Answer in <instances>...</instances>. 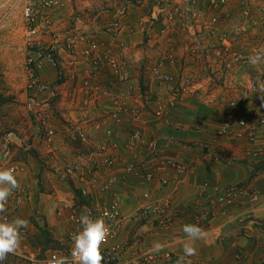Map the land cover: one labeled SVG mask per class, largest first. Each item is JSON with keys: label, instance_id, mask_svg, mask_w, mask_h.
Instances as JSON below:
<instances>
[{"label": "crops", "instance_id": "0c3cea01", "mask_svg": "<svg viewBox=\"0 0 264 264\" xmlns=\"http://www.w3.org/2000/svg\"><path fill=\"white\" fill-rule=\"evenodd\" d=\"M68 1L69 15L74 11L82 12L89 5L86 2L77 4L76 0ZM173 1L180 10L187 8L186 0ZM118 2L119 0H112L105 7L91 12L84 28L100 29L113 20ZM7 3V0H0V32L7 28ZM203 6V2H200L199 7ZM245 10L254 17L253 20L242 17ZM149 11V5L145 3L132 4L121 18L117 38L125 45L122 56L129 61L130 82L120 84L107 67L102 68L94 82L108 88L109 94L96 93L89 98L82 93L81 78L87 62L79 56L78 48L74 52L66 50L67 42H62L64 49L57 51V57L65 77L63 82L54 83L57 84L55 88L60 101L54 105L49 120V126L55 128L57 133L53 142L46 144L35 135L34 126L32 127L30 145L43 158L40 162L42 165L33 162L31 171L26 161H16L24 167L17 179L20 184L27 186L29 197L11 212V218H27L31 222L25 240L29 243L30 250L40 249L30 240L43 228L50 232L53 239L64 241L71 226L55 215L54 208L60 199L73 195V190L64 178L65 158L102 169L105 166L103 160L113 154L119 160L112 169L117 179L107 197L116 198L123 215L117 242L125 244V251L117 264L130 262L133 248L152 247L157 241L166 245L161 252L180 257L183 255V248L179 241L187 239L182 230L185 223H196L206 232V238L195 243L197 254L187 257L192 264H235L238 254L247 260V264H264V128L256 136V144L261 146L262 154L258 158H252L246 152L244 140L230 141L216 135L217 128L224 121L222 107L208 101L221 95H238L248 87L249 79H264V64L253 68L247 63L226 71L220 68L219 59L213 52L195 57L181 55L182 46L190 40L188 29L183 23H176L172 38L166 41L157 34L156 27L148 29L149 23L145 21ZM226 11L228 17L221 22L220 29L226 30L235 39L234 45L243 46L247 56L253 49L264 48V0H230ZM202 15L206 16L205 13ZM61 19L59 25L54 23L52 26V37L63 33L68 27L69 20L64 13ZM100 36L109 37L104 33H100ZM52 37L45 35L43 42L46 43L47 39L51 42ZM213 44L212 41L207 42V46ZM164 49H172L177 57V63L168 66V71L173 75H194L198 81L199 94L186 95L168 108L164 119L158 120L153 119L150 114L152 100L155 97L165 98L168 92L165 86L148 80L146 69ZM40 74L43 80L52 82L56 77V68L44 62ZM129 84L135 98L132 103L144 108V121L138 127L144 132L145 138L157 140L158 151L154 155L191 166L190 170L178 174L176 180L165 186L160 185L157 179L147 182L142 176L124 172L125 160L132 159L126 147L127 139L131 129L137 126L132 125L127 114L116 122L106 115L113 109L110 97ZM249 109H255L264 116V103L259 93L250 91L234 119L241 117ZM99 121L102 124L94 130L93 138L99 142L115 143L116 148L111 150V154L98 152L93 144L78 142L66 127L70 123H84L80 126L91 129L90 124ZM203 142L211 144L212 149L217 148L220 143L221 158L216 159L210 151L203 149ZM137 157L138 160L146 159L150 154L143 152L135 158ZM149 168L148 165L137 167L136 172L143 174ZM167 173L172 176L174 171L169 169ZM237 186L258 189L257 199L239 195L224 203L220 211L211 207L212 198L217 193ZM144 192H148L153 199L168 198L171 201L170 222L164 228L153 227L150 222L143 224L134 216L136 210L145 203ZM154 264H166V260L160 258Z\"/></svg>", "mask_w": 264, "mask_h": 264}, {"label": "built area", "instance_id": "2783aa9c", "mask_svg": "<svg viewBox=\"0 0 264 264\" xmlns=\"http://www.w3.org/2000/svg\"><path fill=\"white\" fill-rule=\"evenodd\" d=\"M58 0H13L12 6L19 7L23 14L24 20L27 22V46H33L31 38L39 32L38 11L41 7L55 5ZM187 8L180 10L173 0H124L116 7V17L108 23L101 26L100 29L93 28L76 33L74 36H65L61 39L53 35L51 45L47 50L37 57H28L27 64L29 70V78L27 80V88L33 91L32 96L27 102V108L34 118L35 135L44 143L51 144L57 133L56 129L49 126L51 118V104L57 95L55 86L64 81V70L61 62L57 57V51L64 49L61 41L67 42V50L74 52L78 48L80 57L86 60V67L83 69L82 93L87 97L96 93L109 94L108 88H103L94 80L100 75L102 68L107 67L116 77L118 83L128 84L130 82V71L128 70V62L122 52L125 45L118 40L117 33L121 28V18L127 12L129 5H141L146 3L149 5V16L146 19L148 29L157 28V34L164 39L170 40L174 25L183 23L188 29L190 40L182 46V54L187 57H195L197 55H205L213 52L218 58L220 68L231 71L238 65L247 64L243 46L234 45L235 39H232L226 30L220 29L221 22L228 17L226 5L230 0H186ZM203 2V7H199ZM205 13L206 16L202 14ZM243 18L253 20V16L248 10L243 12ZM83 19L75 18V24L80 25ZM48 24L47 19L42 20V27ZM244 29V28H243ZM100 33L107 34L109 37H101ZM214 40V41H213ZM214 42L213 45L207 46V42ZM210 50V51H209ZM155 62L149 64L146 69L148 80L156 81L157 84L166 87L168 95L165 98L155 97L152 100V108L150 110L153 119H164L167 116L168 108L174 106L188 94H199L198 81L196 77L189 73H181L173 75L168 71L167 67L177 63V57L172 49H164ZM44 62L52 64L56 68V77L52 82L43 80L38 73L43 69ZM255 79H249L247 88L241 90L238 95L219 97L208 100L209 102L222 107L224 121L217 128L216 135L230 141L244 140L247 145L246 152L252 158H258L262 154L261 146L256 144V136L261 128H264V116L260 115L255 109H249L244 112L241 117L234 119L238 113L241 103L249 97L250 91L255 84ZM57 83V84H54ZM47 93L45 97L42 94ZM90 98V97H89ZM113 109L106 115L107 118L118 121L119 118L127 114L132 125L137 127L131 129L127 139V150L130 152L132 159L125 160L126 174H135L142 176L144 181L150 182L157 179L160 185H167L176 180V176L180 173L188 171L191 166H186L175 159L157 158L154 155L158 151V144L155 138L147 139L140 126L142 124L143 106L132 103L134 98L133 89L129 84L127 88H120L116 94L110 97ZM102 122H92L91 129L76 126L75 138L82 144H93L98 152L111 154V150L116 148V144L112 142H99L94 140V130L100 127ZM219 143L212 149V145L208 142L202 143V148L210 151L216 158H221V150ZM220 151V152H219ZM146 152L150 157L144 159L137 155ZM136 161H135V159ZM119 160L115 159L113 154L107 156L103 163L102 169L98 166L85 165L79 160H69L64 165V176L69 182L73 190V195L60 199L55 208L54 213L57 217L68 222L71 226L64 240L67 245L66 249H47L41 253L40 249H29V243L26 242L28 229H22L21 247L18 256L24 259L26 264H32L28 257H35L40 264L44 262L54 253L70 255L73 241L72 233L76 232L81 226L77 223L79 216L90 210L93 217L103 215L105 211L111 215L105 217L106 224L110 227L111 235L106 244L102 246V254L104 256L103 264H117L121 255L125 251V244L117 242V238L121 232L123 224V215L120 211L118 202L115 197H107L112 186L116 182V174L112 171ZM148 165V171L137 173L136 168ZM12 167L16 170L18 176L24 170V167L11 159V153L5 149L0 153V168ZM172 169L174 174L168 175V170ZM255 170V167L253 168ZM20 184V183H19ZM259 190L253 187L237 186L230 187L217 193L211 202V207L222 210V205L228 201L234 200L239 195L249 196L252 200L257 199ZM29 197L27 186L20 184L18 190H14L9 197L6 205V212L0 215L8 216L11 219V212L22 205ZM145 203H143L135 212L134 216L140 222H150L153 227L164 228L170 222L169 210L171 201L168 198L150 197L148 192L143 193ZM27 219V218H26ZM29 221V220H28ZM29 224L31 222L29 221ZM142 224V225H143ZM139 236V235H137ZM140 237V236H139ZM33 248V247H32ZM152 247L133 248L131 250V261L127 264H154L158 260L159 253L147 255V251ZM42 255V256H41ZM163 256V255H162ZM239 264H247L240 254L237 255ZM187 259V258H186ZM243 259V260H242ZM177 259L170 261L175 264Z\"/></svg>", "mask_w": 264, "mask_h": 264}, {"label": "rangeland", "instance_id": "374dc122", "mask_svg": "<svg viewBox=\"0 0 264 264\" xmlns=\"http://www.w3.org/2000/svg\"><path fill=\"white\" fill-rule=\"evenodd\" d=\"M7 1V11L5 12L7 28L3 29L5 30L4 32H0V153L5 149H8L11 153L12 160L15 162L18 160L26 161L29 164V170L32 171L33 162H36L37 165L39 163L41 166L42 164L40 162L43 158L30 145V134L35 123L32 114L27 108V102L33 94V91L27 88V80L29 78L27 59L28 57H37L38 55L43 54L51 45L49 39H47L46 43L43 42L45 39L44 37L45 35L52 37L51 28L54 23L59 25L62 22L61 17L63 13L69 21L68 27H66L63 33L54 34L59 37V39L65 36H74L77 32L81 33L84 31V27H86L87 23L86 18L90 16V13L95 12V10L100 9L102 6L105 7V4L110 3L112 0H76L77 4H83L86 2L89 5H86L82 12L74 11L70 13V15L69 13L67 14V8H69L67 6L70 4L68 0H58L55 5L41 7L38 11V24L40 30L35 37L30 39L34 44L33 46L26 45L28 24L24 20L21 9L12 6L13 0ZM123 1L124 0H119L117 5ZM78 17L83 19V23L80 25L75 24V18ZM43 19L48 20V24H46L45 27H42ZM4 39L6 41H4ZM42 42L44 44H42ZM62 42H65V40L61 41V44ZM65 49L67 50L68 47ZM38 75L41 77L40 72ZM46 95L48 94L44 93L42 94V97H45ZM59 96L60 95L57 94L52 101L51 116L53 114L54 105L60 101ZM80 124L84 123H70L66 126L68 133H71L72 137H74L73 139H76L74 130L76 126H80ZM69 160L74 159L65 158V164ZM26 179L31 181L30 178ZM66 183L70 186L68 181H66ZM30 242L34 246L39 247L41 253L47 249L62 250L67 248L64 241L53 239L50 232L45 228L40 229L34 236H32ZM161 254L163 256L159 255L158 259H165L166 264H170V261L179 257H173L167 252H161ZM2 264H26V262L18 255L9 254ZM235 264H239L238 258Z\"/></svg>", "mask_w": 264, "mask_h": 264}, {"label": "clouds", "instance_id": "9594fccd", "mask_svg": "<svg viewBox=\"0 0 264 264\" xmlns=\"http://www.w3.org/2000/svg\"><path fill=\"white\" fill-rule=\"evenodd\" d=\"M246 60L253 68L264 64V48L253 49ZM251 90L259 93L264 103V79L258 78ZM19 187L16 170L12 167L0 168V213L6 212L9 197ZM110 215L105 211L103 215L93 217L90 210H85L77 220L81 227L71 235L73 246L70 255L54 253L44 264H103L102 246L107 243L111 235L105 217ZM28 227L27 219L20 217L9 219L8 216L0 215V264L7 259L9 254H19L22 240L21 230ZM182 230L187 239L179 241L182 244L183 255L177 258L175 264H192L191 260L186 258L197 254L195 243L206 238V232L196 223H185ZM165 247L164 243L157 241L146 254L159 253ZM28 259L32 261V264H40L35 257H28Z\"/></svg>", "mask_w": 264, "mask_h": 264}]
</instances>
